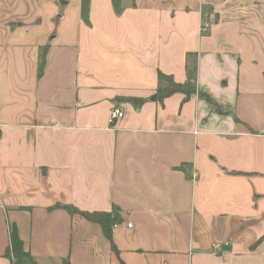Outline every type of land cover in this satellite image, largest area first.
<instances>
[{
	"label": "crops",
	"instance_id": "crops-1",
	"mask_svg": "<svg viewBox=\"0 0 264 264\" xmlns=\"http://www.w3.org/2000/svg\"><path fill=\"white\" fill-rule=\"evenodd\" d=\"M12 225L37 264H264V0H0V264Z\"/></svg>",
	"mask_w": 264,
	"mask_h": 264
},
{
	"label": "trees",
	"instance_id": "trees-1",
	"mask_svg": "<svg viewBox=\"0 0 264 264\" xmlns=\"http://www.w3.org/2000/svg\"><path fill=\"white\" fill-rule=\"evenodd\" d=\"M123 9L125 5H120ZM45 51L46 47L43 49L39 61V76L42 75L43 68L45 66ZM187 80L183 84L176 83L172 76L163 74L159 72L157 74V90L155 98L157 101L162 102L164 99L171 97L175 94L184 95L182 103H185L189 98L195 94V76H196V60L193 59L192 62L187 65L186 68ZM121 101L131 102L135 104H142L145 100L134 99V98H123ZM57 208L64 209L69 215H78L85 219L87 222L97 224L103 236L109 241L111 249L116 253V248L112 239L113 227L121 223V217L116 209L111 212H82L73 207H61L55 205L49 210H54ZM5 257L11 260V264H37L35 259L31 256L28 251L24 250L22 241L19 239L15 226L9 228V246L5 253ZM68 264V262H64Z\"/></svg>",
	"mask_w": 264,
	"mask_h": 264
},
{
	"label": "built area",
	"instance_id": "built-area-1",
	"mask_svg": "<svg viewBox=\"0 0 264 264\" xmlns=\"http://www.w3.org/2000/svg\"><path fill=\"white\" fill-rule=\"evenodd\" d=\"M208 28H209L208 23L207 22H202L200 27H199V32L201 34H204V33L207 32ZM122 117H123L122 109L120 107H115L110 112L109 123L112 124L113 122H115L116 120L121 119ZM128 227H130V225ZM223 245L227 246L228 243H224V244L223 243L222 244L221 243H214L212 245V249H213L214 252H217V251L221 250V247Z\"/></svg>",
	"mask_w": 264,
	"mask_h": 264
},
{
	"label": "water",
	"instance_id": "water-1",
	"mask_svg": "<svg viewBox=\"0 0 264 264\" xmlns=\"http://www.w3.org/2000/svg\"><path fill=\"white\" fill-rule=\"evenodd\" d=\"M153 100H155V98H153Z\"/></svg>",
	"mask_w": 264,
	"mask_h": 264
}]
</instances>
